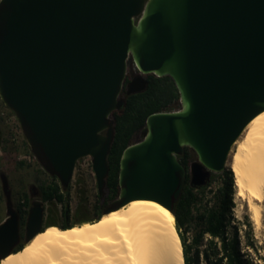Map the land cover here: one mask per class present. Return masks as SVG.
Wrapping results in <instances>:
<instances>
[{
  "label": "water",
  "instance_id": "water-1",
  "mask_svg": "<svg viewBox=\"0 0 264 264\" xmlns=\"http://www.w3.org/2000/svg\"><path fill=\"white\" fill-rule=\"evenodd\" d=\"M129 60L138 74L128 96L147 88L149 74L170 76L181 107L151 113L144 137L125 148L119 195L105 214L136 199L174 213L185 148L197 154L190 183L203 186L227 169L236 140L264 111V0H0V98L65 186L77 161L91 156L103 192ZM7 211L0 259L21 241L10 194ZM44 213L43 201H33L27 243L42 231Z\"/></svg>",
  "mask_w": 264,
  "mask_h": 264
},
{
  "label": "trees",
  "instance_id": "trees-1",
  "mask_svg": "<svg viewBox=\"0 0 264 264\" xmlns=\"http://www.w3.org/2000/svg\"><path fill=\"white\" fill-rule=\"evenodd\" d=\"M146 77L147 88L128 96L126 84L131 77L127 75L121 94L125 103L112 115L115 138L109 154L110 172L105 186L108 194L104 197L102 193H98L96 217L83 216L71 221V183L65 186L59 177L53 174L50 181H43L40 186L42 197L47 202L61 204L65 218L61 223L51 218L42 230L50 225L69 229L101 218L102 208L109 200H114L119 195V170L123 151L145 126L148 116L154 112L171 111L181 107L178 88L170 76L149 74ZM191 152L192 149L186 147L184 153L179 156L187 168V177L174 211L184 264H261L264 262V243L256 237L250 216L239 217L235 212L237 202L233 171L225 169L222 172H213L205 185L193 186L189 173L193 159ZM32 190L34 191V188ZM27 197L28 193L25 191L18 201L21 228L25 225L24 215L29 203ZM21 199H24L25 203H22ZM81 210L82 206L78 212ZM188 233H191L190 238ZM26 244H19L13 252H18Z\"/></svg>",
  "mask_w": 264,
  "mask_h": 264
},
{
  "label": "bare ground",
  "instance_id": "bare-ground-1",
  "mask_svg": "<svg viewBox=\"0 0 264 264\" xmlns=\"http://www.w3.org/2000/svg\"><path fill=\"white\" fill-rule=\"evenodd\" d=\"M228 166L236 196L252 219L264 217V111L236 140ZM0 264H184L174 213L149 199H136L94 222L63 229L50 225Z\"/></svg>",
  "mask_w": 264,
  "mask_h": 264
},
{
  "label": "rangeland",
  "instance_id": "rangeland-1",
  "mask_svg": "<svg viewBox=\"0 0 264 264\" xmlns=\"http://www.w3.org/2000/svg\"><path fill=\"white\" fill-rule=\"evenodd\" d=\"M137 74L138 70L136 66L132 60H129L128 75L132 78ZM143 137L144 134L141 130L135 135L132 143L140 141ZM191 153L193 156L192 163L197 159V154L193 149ZM228 161L227 169H230ZM52 175L53 174L44 167L37 156L32 152L16 114L8 108L0 98V223L8 216L7 194L11 195L12 206L18 209L19 198L25 191L28 193L27 199L29 203L26 206L27 213L24 215L25 225L21 228L22 233L26 230L29 210L35 200H42L45 206L43 228L51 218L61 223L65 218L62 205L45 201L42 197L40 188L43 181L51 180ZM3 180H7L8 182L7 193H5L3 188ZM32 188H34V191ZM98 193L99 189L96 175L92 167V157L86 156L81 158L77 162L71 180V221H75L83 216L96 217L97 204L99 202ZM102 194L104 197L107 196L106 187ZM113 201L114 200H109L102 208L101 211L103 214H105L107 208L113 207ZM21 202L25 203V200L21 199ZM236 202V214L239 217H244L245 215L250 216L254 224L256 237L261 243H264V217L261 225L256 224L252 219L251 212L246 202L237 196ZM81 206L82 210L79 213L78 209ZM187 236L190 238L191 233H188ZM21 243H27L25 235L21 238L19 244ZM261 264H264V262L262 261Z\"/></svg>",
  "mask_w": 264,
  "mask_h": 264
},
{
  "label": "flooded vegetation",
  "instance_id": "flooded-vegetation-1",
  "mask_svg": "<svg viewBox=\"0 0 264 264\" xmlns=\"http://www.w3.org/2000/svg\"><path fill=\"white\" fill-rule=\"evenodd\" d=\"M78 162V161H77ZM26 234V230L22 233L21 232V238Z\"/></svg>",
  "mask_w": 264,
  "mask_h": 264
},
{
  "label": "built area",
  "instance_id": "built-area-1",
  "mask_svg": "<svg viewBox=\"0 0 264 264\" xmlns=\"http://www.w3.org/2000/svg\"><path fill=\"white\" fill-rule=\"evenodd\" d=\"M77 165V164H76ZM92 167H93V165H92Z\"/></svg>",
  "mask_w": 264,
  "mask_h": 264
}]
</instances>
